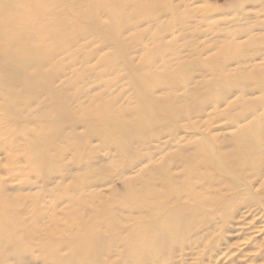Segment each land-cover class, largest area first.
I'll return each mask as SVG.
<instances>
[{
  "label": "rangeland",
  "instance_id": "rangeland-1",
  "mask_svg": "<svg viewBox=\"0 0 264 264\" xmlns=\"http://www.w3.org/2000/svg\"><path fill=\"white\" fill-rule=\"evenodd\" d=\"M8 1V30L27 25L48 58L31 71L47 75L42 88H0V199L27 251L0 240V264H264V0ZM144 100L152 125L138 136ZM97 113L131 130L125 151L95 133ZM152 195L187 221L148 261Z\"/></svg>",
  "mask_w": 264,
  "mask_h": 264
},
{
  "label": "bare ground",
  "instance_id": "bare-ground-1",
  "mask_svg": "<svg viewBox=\"0 0 264 264\" xmlns=\"http://www.w3.org/2000/svg\"><path fill=\"white\" fill-rule=\"evenodd\" d=\"M10 2L11 1L5 2V8H2L0 6V13H5L7 11V8L10 6ZM23 27H25L24 31L20 29V30L14 31L12 34L8 30L7 24H5L1 20V14H0V35H4V38L8 39V41L12 44L10 49L0 44V88H5L6 85L16 86V85L28 82L26 86L22 89V91L16 94V97H19L21 94L25 92H28V91L34 92L35 90L42 88L47 79V75L39 76V77H31L32 69H37L39 67L44 66L43 65L45 62L44 60L48 58V54H46L45 52H42L43 49L39 46H36L32 38H28L29 32L26 31V29L28 30V26L24 25ZM12 57H16V58L11 59ZM18 67L24 71V74L21 72V70L18 69ZM161 79L165 80V77H161ZM147 80H152V79H147ZM219 84L222 85L221 82ZM146 85H151V83H147ZM223 86L225 87V85ZM137 92H138V88H137ZM145 104H146V100L143 101L141 108L146 106ZM53 110L56 113L55 118L58 122H61V119L66 118L67 114L69 113L59 103H56V105L53 107ZM163 112L165 113L166 116H169L168 112H165V111ZM142 113L143 115H140L138 119V125H140V127L135 129V131L139 130L138 136L142 134L143 135L146 134L148 130L150 129V125H152L150 123L152 119L148 117V114H149L148 108H143ZM99 116H101V113H97V117H92V119H97V122L104 124V126L99 127V129H97L95 133L103 137V139L107 141L108 143L116 145L120 149V151H125L127 147H125L124 138L126 137L128 133H130L131 130L129 128L127 129L119 128V126L123 125V123H120L118 121L120 118L118 116H116V120L113 122H110L109 120H103ZM86 117L89 118L90 115L86 114ZM174 117H175L174 114L170 116V118H174ZM17 127L18 126H16V128ZM60 127L62 126L58 125L54 127V129H58ZM110 127H112V130L110 129ZM38 138L42 142V143H36L37 150L40 153L43 150L44 146L48 144L49 138L47 134L39 136ZM83 144L84 143H80V144L78 142L76 143L77 146L80 145V148H82ZM204 152L207 154L208 150L205 148ZM38 156L42 161H47V159L42 154H39ZM209 159L212 162V158H209ZM213 163L217 167L220 166V163L219 164L216 163L214 161V158H213ZM132 192L135 193L133 190ZM163 196H164V199L165 197L172 199L176 197V194H174L173 192H170L167 196L165 194H163ZM155 198H156V195H152L148 200L145 201L146 206L143 204V207H142V208H145L144 210L149 213L154 225L159 230L158 236H160V237L157 236L158 238L156 239V243H157L156 250L153 251L152 253H148L145 257L148 259V261L156 260L158 256L171 251L172 244L176 243V240L177 242L181 240L180 237H177L176 239V233H178L179 235H182L180 233L184 232L185 223L187 221V220H180L178 218V215L176 213H173V211L171 212L169 208L166 207L165 203H162V201L157 200L156 202H154ZM6 200L9 201L8 199L4 197L2 198V200L0 199V209L3 210L5 208V212L0 210V218L6 215L5 224H7V226L4 227V233L0 234V240L6 239L5 241L2 242L4 247L5 245L9 243L15 244L16 246L14 247L15 248L14 255L18 253V255L16 256H19V259H21L22 256L27 253V251H25V249L21 247V243L14 241V239L16 237V234H19V229L23 230L25 227L21 225L19 221L16 219L17 212L14 209V206L11 205L12 202L9 201L10 203H8ZM179 202L180 201L176 200V203H179ZM155 206H161V207H155ZM10 208H12V211ZM107 211L111 212L110 210H107ZM104 214H105V219H106V226L108 228L110 227L114 232H119L121 229V226L119 227L118 225V223L120 222V220L118 219V215L117 214L108 215L106 212H104ZM17 224H18V227L16 226ZM87 228L89 229V231L92 233V236H93L96 232L95 226L93 225L90 228L86 227L84 229H87ZM5 235H9V237H13V238L9 240V237H5ZM87 241L88 240L80 244V245H83L82 246L83 249L89 247V242ZM92 241L95 244L99 243V240L96 237H93ZM2 260L4 261V259ZM0 262H1V259H0Z\"/></svg>",
  "mask_w": 264,
  "mask_h": 264
}]
</instances>
